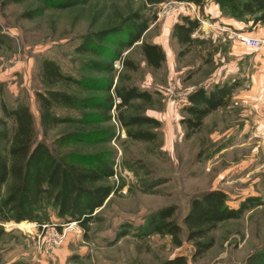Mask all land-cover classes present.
Segmentation results:
<instances>
[{
	"label": "rangeland",
	"instance_id": "1",
	"mask_svg": "<svg viewBox=\"0 0 264 264\" xmlns=\"http://www.w3.org/2000/svg\"><path fill=\"white\" fill-rule=\"evenodd\" d=\"M216 9L212 0L202 9L179 5L176 0L151 7L142 0H88L66 9L48 6L43 0H0V115L2 102L8 106L24 103L33 115L35 141H45L59 151L113 154L114 175L108 182L118 187L95 211L96 219L86 232L78 224L66 227L63 241L52 251L39 247L41 225L64 229L70 222L52 213L45 223L0 220V264H161L179 255L188 264H243L264 246V109L253 104L264 103V70L254 63L260 51L237 38L238 34L253 36L264 24L253 26L234 19L235 23L226 24L229 18L220 11L216 15ZM134 10L148 16L155 13L143 39L161 43L165 61L152 69L145 65L138 46L128 48L122 55L137 70L124 69L121 61H115L120 66L114 64V82L118 76H129L125 83L151 93L149 102L134 100L132 107L123 109L156 119L157 126L149 128L157 133V140L130 139L118 121L119 111L113 110L109 124L114 135L109 141L54 144L69 127L61 125L43 135L36 99V92L44 89L37 74L40 60L49 57L67 73L100 75L84 67L83 59L90 55L78 53L76 47L83 35L114 25ZM183 14L197 18L200 25L192 35L194 43L179 54L183 48L171 30ZM232 40L244 47L233 52ZM257 72L259 77L253 78ZM231 79L240 85L229 105L209 114L200 130L186 136L181 118L186 115L187 94L196 86ZM169 86L172 94L166 91ZM250 90L251 95L241 96ZM209 189L223 190L230 207L249 197H255L258 204L241 218L219 223L212 231L213 246L201 257L191 258L193 247L185 237L175 246L169 235L146 229L148 214L167 205L176 207L173 220L181 223L189 198ZM126 228L128 234L115 240Z\"/></svg>",
	"mask_w": 264,
	"mask_h": 264
},
{
	"label": "trees",
	"instance_id": "2",
	"mask_svg": "<svg viewBox=\"0 0 264 264\" xmlns=\"http://www.w3.org/2000/svg\"><path fill=\"white\" fill-rule=\"evenodd\" d=\"M48 6L66 9L88 0H43ZM168 0H142L155 6ZM202 9L207 0H176ZM222 16L253 26L264 24V0H212ZM156 15L134 10L118 23L82 36L76 51L89 54L84 67L100 75L72 74L62 70L53 59L44 57L38 66V77L44 89L36 92L39 122L43 135L65 125L69 128L55 138L56 145H96L109 141L114 127L109 124L111 112L119 111L118 121L127 136L136 141L154 142L158 135L149 126L158 121L145 114H127L134 100L149 102L151 93L125 83L129 76H118L114 82L115 61L122 67L137 70V65L123 52L138 46L147 67L159 69L165 53L158 43L143 39ZM199 20L183 14L173 23L171 36L183 48V54L194 43L193 33ZM109 44V45H107ZM102 74V75H101ZM240 83L236 79L199 85L187 94L181 124L186 136L203 125L204 119L217 109L229 105ZM123 109V110H122ZM122 110V111H120ZM0 115V220L19 223H45L51 213L63 222L75 221L85 232L96 219L95 211L116 193L118 187L108 182L114 175L113 154L104 151L81 153L73 149L59 151L45 141H35L33 115L24 103L8 106L1 103ZM222 147L218 146L213 152ZM202 151L198 153L201 156ZM211 154L206 155L209 158ZM255 197L241 201L237 207L227 205V194L209 189L189 198L181 223L173 220L176 207L167 205L150 212L146 218L149 233L169 235L175 246L182 237L191 242L194 260L214 244L212 231L223 221L241 218L258 203ZM13 222V223H14ZM126 228L115 240L128 234ZM161 264H188L184 256H174ZM243 264H264V246L252 252Z\"/></svg>",
	"mask_w": 264,
	"mask_h": 264
},
{
	"label": "built area",
	"instance_id": "3",
	"mask_svg": "<svg viewBox=\"0 0 264 264\" xmlns=\"http://www.w3.org/2000/svg\"><path fill=\"white\" fill-rule=\"evenodd\" d=\"M179 5H189L193 6L189 3H184L177 1ZM237 38L246 46L259 49L264 44V39L238 34ZM117 67L120 66V64H115ZM166 91L170 94H172V87H167ZM77 225L75 221H72L65 225L64 229H58V227L54 224H42L41 225V236H39V247L42 248L45 252L52 251L55 247H57L64 239L67 228H73ZM63 226V225H62ZM67 227V228H66ZM77 230L78 227H76Z\"/></svg>",
	"mask_w": 264,
	"mask_h": 264
},
{
	"label": "crops",
	"instance_id": "4",
	"mask_svg": "<svg viewBox=\"0 0 264 264\" xmlns=\"http://www.w3.org/2000/svg\"><path fill=\"white\" fill-rule=\"evenodd\" d=\"M217 10V9H216ZM219 13V10H217V13H215L216 15ZM228 21H226V24H232V23H238L237 21H233V19H227ZM248 36H251V35H248ZM253 37H257V38H261V39H264V26H262V27H258L257 29H256V31L255 32H253ZM234 42H236V41H229V45H230V47H231V49H232V51L234 52V49L236 48V49H238V50H240V46H243L244 47V45L241 43V42H236L235 44H234ZM154 43H158V44H161V43H159V42H154ZM257 51H260L258 54H257V56L254 58V63L257 65V66H259V67H261L262 69L261 70H264V44H263V46L262 47H260L259 49H257ZM256 77H259V75H258V72L256 73V75H254L253 76V78H256ZM253 89V88H252ZM251 92H253V90H250V91H248L247 93H243L241 96H245L244 94H247V95H251ZM240 96V97H241ZM246 100V99H245ZM245 100H243L242 102H247L248 104H251L250 103V101H245ZM255 106H257L259 109H264L263 108V105H264V103H261L259 100L258 101H255L254 103H253ZM258 133V132H257ZM259 134V133H258Z\"/></svg>",
	"mask_w": 264,
	"mask_h": 264
},
{
	"label": "bare ground",
	"instance_id": "5",
	"mask_svg": "<svg viewBox=\"0 0 264 264\" xmlns=\"http://www.w3.org/2000/svg\"><path fill=\"white\" fill-rule=\"evenodd\" d=\"M31 226H33V225H31Z\"/></svg>",
	"mask_w": 264,
	"mask_h": 264
}]
</instances>
